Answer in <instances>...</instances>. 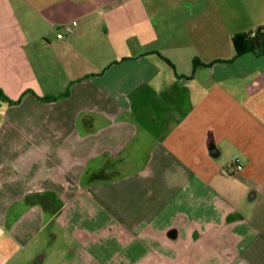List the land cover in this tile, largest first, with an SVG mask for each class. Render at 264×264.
Wrapping results in <instances>:
<instances>
[{"label": "crops", "instance_id": "obj_1", "mask_svg": "<svg viewBox=\"0 0 264 264\" xmlns=\"http://www.w3.org/2000/svg\"><path fill=\"white\" fill-rule=\"evenodd\" d=\"M259 26L264 0H0V264H264Z\"/></svg>", "mask_w": 264, "mask_h": 264}, {"label": "trees", "instance_id": "obj_2", "mask_svg": "<svg viewBox=\"0 0 264 264\" xmlns=\"http://www.w3.org/2000/svg\"><path fill=\"white\" fill-rule=\"evenodd\" d=\"M233 44L236 50V58L247 53L264 56V26H259L254 30L236 34L233 38ZM199 64L200 62L198 60L194 61L195 67H198ZM41 99L48 100V98ZM1 102H7L14 105L18 104L20 102V99L12 100L0 87V103Z\"/></svg>", "mask_w": 264, "mask_h": 264}, {"label": "built area", "instance_id": "obj_3", "mask_svg": "<svg viewBox=\"0 0 264 264\" xmlns=\"http://www.w3.org/2000/svg\"><path fill=\"white\" fill-rule=\"evenodd\" d=\"M76 27H77L76 22H73L72 24L65 26L62 31L58 32L57 34L58 39L69 37L71 34L74 33Z\"/></svg>", "mask_w": 264, "mask_h": 264}]
</instances>
